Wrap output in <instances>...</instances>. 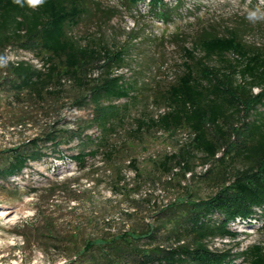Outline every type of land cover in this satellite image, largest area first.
<instances>
[{
	"label": "trees",
	"instance_id": "1",
	"mask_svg": "<svg viewBox=\"0 0 264 264\" xmlns=\"http://www.w3.org/2000/svg\"><path fill=\"white\" fill-rule=\"evenodd\" d=\"M126 1L136 6L142 0ZM147 4L158 15L167 14L164 0H148ZM87 10L84 0H44L35 8L29 7L26 0L19 4L0 0V56L9 47L18 46L42 60L40 67L24 59L0 67V126L25 123V118L6 122L8 117L5 120L6 116H1L7 108L1 106L3 96L40 102L47 98L48 103L49 98L62 93L65 78L72 79L76 86L77 106L92 103V116L83 126H49L42 134L0 149V190L10 184L11 178L22 174L31 161L46 156L48 145L57 148L78 140L80 150L70 157L81 168L86 167L87 156L101 154L113 194L129 183L120 164L127 161L125 166L133 172L135 181L143 179L154 185L161 177H168L162 183L164 187L176 176H195L190 159L193 151H198L203 153L206 166L198 177L215 185L213 193L197 197L196 188L188 185L182 196L157 210L156 225L84 238L79 251L65 246L69 256L63 264H234L239 254L213 249L208 239L235 237L237 231L232 225L254 217L258 209L259 219L264 218V114L246 120L251 110L264 106V45H247L235 28L227 29L224 35H199L191 49L183 48L186 60L181 74L159 94L167 110L157 118H137L124 140L117 142L112 136L123 126L128 101H110L130 99L133 88L123 74L114 71L125 65V48H110L90 39L82 43L74 36L70 29L80 23ZM197 49L202 52L199 57L194 54ZM228 53L235 56L233 62L226 58ZM213 57L222 63L209 65L207 60ZM95 72L97 75L91 76ZM237 74L241 80L236 79ZM254 87L256 92L252 91ZM238 113L244 116L241 125L227 121ZM156 128L168 133L186 128L194 135L176 151L146 159L152 164L147 169L132 155L138 146H146L145 132ZM231 135H235L233 141ZM89 143L92 146L86 149ZM233 156L245 163L230 171ZM210 161L218 165L207 164ZM156 170L161 176L156 177ZM71 183L64 179L47 187L49 197ZM177 183L181 185L180 180ZM43 221L45 225L35 229L43 236L45 232L52 234L51 219L45 217ZM55 237L56 246L67 245L64 238ZM262 249L257 244L240 254L246 264H264Z\"/></svg>",
	"mask_w": 264,
	"mask_h": 264
},
{
	"label": "rangeland",
	"instance_id": "2",
	"mask_svg": "<svg viewBox=\"0 0 264 264\" xmlns=\"http://www.w3.org/2000/svg\"><path fill=\"white\" fill-rule=\"evenodd\" d=\"M84 1L87 13L70 29L71 33L83 40L82 43L90 39L110 48H125V65L114 71L123 74L125 81L132 85V97L109 100L116 104L128 101L123 126L112 136L117 142L124 140L137 118H157L167 110V104L159 94L181 74L182 62L186 60L183 48L191 49L199 35H224L227 29L235 28L247 45L258 48L264 45V21L251 23L246 18L248 10L264 9V0H164L167 14L162 16L149 9L148 0L139 1L136 6L129 5L126 0ZM194 54L199 57L202 52L197 49ZM225 56L232 62L235 57L231 53ZM4 57L8 61L24 59L37 67L42 66V60L36 54L18 46L9 47ZM207 63L217 66L222 62L213 57ZM96 75L95 72L91 76ZM236 79L241 80L239 74ZM63 82L62 93L49 98L48 103L47 98L40 102L39 99L15 100L3 96L1 106L7 108L1 116H6L5 120L8 117L6 122L25 118V123L18 127L0 126V149L42 134L49 126H83L91 118L92 103L86 101L83 107L77 106L73 80L65 78ZM257 90L252 89L253 92ZM103 101L108 102L107 99ZM263 114L264 106H257L246 120ZM243 120L241 113L227 119L237 126ZM145 135L146 146H138L132 156L150 169L152 164L146 159L176 151L182 144L190 142L194 134L186 128L174 133L156 128ZM234 138L235 135H231L230 140ZM90 146L91 143L86 149ZM46 150V156L31 161L22 174L11 178L10 184L0 190V264H11L12 260L20 258V264H63L69 256L66 247L74 246L73 250L79 251L84 238L96 237L101 232L113 233L131 227L140 230L148 224L156 225L157 210L182 196L188 185L196 188L194 195L201 198L216 190L211 181L198 177L206 168L203 153L198 151H193L190 159L195 176H176L164 187L162 183L168 177H161V182L154 185L143 179L136 183L133 172L125 166L127 161L120 164L129 183L113 194L110 174L102 166L101 154L87 156L86 167L81 168L70 157L80 150L78 140L57 148L48 145ZM230 159V171L244 166L242 158L233 156ZM207 164L218 165L215 161ZM155 173L156 177L161 176L159 170ZM64 179L71 180V185L50 198L47 187ZM45 217L51 219L54 228L52 234L45 232L48 237L35 229V226L45 225ZM259 218L258 209L254 217L232 225L237 231L235 237L208 239L209 246L239 254L233 263L246 264L244 255L240 254L243 250L258 244L264 252V218ZM26 224L34 227L25 228ZM55 236L64 238L67 245L56 246Z\"/></svg>",
	"mask_w": 264,
	"mask_h": 264
},
{
	"label": "clouds",
	"instance_id": "3",
	"mask_svg": "<svg viewBox=\"0 0 264 264\" xmlns=\"http://www.w3.org/2000/svg\"><path fill=\"white\" fill-rule=\"evenodd\" d=\"M16 3H21V0H15ZM26 3L29 7H37L44 3V0H26ZM251 23H256L258 21H264V9L256 7L250 9L247 12L246 17ZM8 63V59L4 56H0V67H5Z\"/></svg>",
	"mask_w": 264,
	"mask_h": 264
},
{
	"label": "built area",
	"instance_id": "4",
	"mask_svg": "<svg viewBox=\"0 0 264 264\" xmlns=\"http://www.w3.org/2000/svg\"><path fill=\"white\" fill-rule=\"evenodd\" d=\"M21 261H22V258H20L19 260L15 259L11 261V264H20Z\"/></svg>",
	"mask_w": 264,
	"mask_h": 264
}]
</instances>
